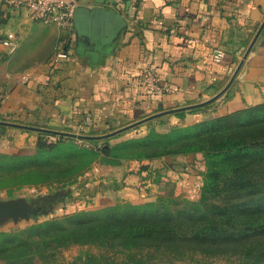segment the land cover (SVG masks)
Here are the masks:
<instances>
[{
  "label": "crops",
  "instance_id": "0c3cea01",
  "mask_svg": "<svg viewBox=\"0 0 264 264\" xmlns=\"http://www.w3.org/2000/svg\"><path fill=\"white\" fill-rule=\"evenodd\" d=\"M78 1L65 45L68 57L54 68L49 61L64 41L63 31L31 21L24 11L13 14L1 7L0 39L12 33L16 47L9 53L0 45V121L74 133L89 116L94 127L83 135L101 136L160 111L202 103L226 86L264 18V0ZM216 51L223 53L220 63L212 61ZM148 69L174 92L146 93L142 79ZM262 102L264 29L232 85L209 105L208 113L186 116L200 123L211 117L212 109L224 115ZM174 119L179 121L173 117L171 124ZM150 122L114 137H144ZM4 128L7 148L31 149L39 134ZM197 168L204 170L201 154L124 160L106 168L94 163L61 188L63 195L51 206L67 210L85 199L98 208L140 203L174 193V186L162 180L169 170L194 173ZM153 175L152 184L142 189V181Z\"/></svg>",
  "mask_w": 264,
  "mask_h": 264
},
{
  "label": "trees",
  "instance_id": "16d2710c",
  "mask_svg": "<svg viewBox=\"0 0 264 264\" xmlns=\"http://www.w3.org/2000/svg\"><path fill=\"white\" fill-rule=\"evenodd\" d=\"M239 114L234 120L215 119L164 134L150 131L116 145L105 140L98 149L65 145L76 139L58 136L56 143L39 144L35 153L1 154L0 192L8 194L50 183L64 188L90 169L98 154L109 166L201 154L204 171L197 202L157 199L87 209L26 230L0 232V254L24 260L89 246L264 264V104Z\"/></svg>",
  "mask_w": 264,
  "mask_h": 264
},
{
  "label": "rangeland",
  "instance_id": "374dc122",
  "mask_svg": "<svg viewBox=\"0 0 264 264\" xmlns=\"http://www.w3.org/2000/svg\"><path fill=\"white\" fill-rule=\"evenodd\" d=\"M262 104H264V102L256 106H259ZM209 105L202 107V108L193 109L190 111H185L180 116L170 114V115L162 116L160 118L152 120L147 128L148 133H150V131H155L156 133L164 134V133H168L169 131L175 128H180V127L186 128V127H190L195 124H198L194 122V118L191 121L188 120V117L186 115H193L196 113H202V114L208 113L207 111H209V109L212 108V106L209 107ZM218 107H216L215 109H217ZM252 107H255V106H252ZM252 107L232 111L224 115H219L220 109H218L217 111L212 109L210 112L211 117L204 120L203 122H209V121H212L215 119H221V118H230L234 120L236 119V117L240 115L239 114L240 112L243 113V111H247ZM173 117L174 118L176 117L177 119H179V121H176L174 119V123L171 124L170 119H173ZM186 119L189 121L187 122L188 126H184V123L186 124ZM5 131H6L5 128L0 129V155L3 153H12V152L31 154L37 151V148H38L37 146L39 144H43V143L47 144L45 137L38 135L34 143V146L31 149H16L12 147L7 148L3 144L5 140L4 138ZM136 138H142V137H135L132 139H136ZM105 140H109L108 142L110 144L116 145V144L122 143L123 141H127L129 139L121 140L120 136H118V137L109 138ZM105 140H102V141H105ZM102 141L85 142L82 140H75L74 144L70 142H65L64 144L69 145V146H77L80 148H86V149H98L101 146ZM95 163H98L101 167L106 168L108 165V160L104 158L101 154H98L95 160ZM180 171L187 172L186 170H180ZM196 171L197 170H195V172ZM190 175H192L191 171H190ZM154 179L155 177L153 175L151 177L152 182ZM145 182H148V180L146 179L142 181V184H144ZM63 185H64L63 183H59V184L50 183V184L41 185L38 187H30L31 189L30 188L25 189L26 190L25 192L20 191V190L14 191L11 194H8L7 192L3 191V192H0V200L4 202L11 201V200L16 201L21 198V199H24L28 203L30 200L35 201L38 198L52 196L53 194L57 193ZM181 193H183L182 190L181 191L176 190V193H172V192L167 193V194L165 193L162 196L144 200V201H141L140 203L154 202L157 199L175 200L177 203H179V205H184L187 202L188 203L197 202V199H189L185 194H181ZM119 203L121 202L113 203L110 206L117 205ZM89 206L90 205L88 204L86 205L79 204L74 207H68L67 210L63 208L62 211L58 210L57 209L58 207L56 206L54 207L51 206L48 210H43V212L41 211L40 214L38 213L41 210V208L38 205L36 207L33 206V209H34L33 211L35 210L37 211L36 216L33 217L31 215L29 216V219L19 220L17 222H13L10 219H8L10 221H7L6 223L4 224L2 223V225H0V232L26 230L31 226L50 221L52 219H59L66 215L81 212V211L91 209V208L98 209V207H89ZM110 206L109 205L102 206V208L103 207L107 208ZM0 264H240V260L237 257L204 258L201 256H193L187 259H175V258L173 259V257H169L164 254L162 255L155 254L154 251L129 253V252H118L117 250L98 249V248L89 247V246H76V247H72L66 250L64 249L56 250L50 253L49 255H44L42 258L40 256H31L29 258H25L24 260L22 259H18V260L9 259L8 260V258H4V254H0Z\"/></svg>",
  "mask_w": 264,
  "mask_h": 264
},
{
  "label": "built area",
  "instance_id": "2783aa9c",
  "mask_svg": "<svg viewBox=\"0 0 264 264\" xmlns=\"http://www.w3.org/2000/svg\"><path fill=\"white\" fill-rule=\"evenodd\" d=\"M1 7L8 9L13 14L24 11L28 19L33 22L61 29L64 34V41L50 59L49 66L51 68L58 67L67 59L68 54L65 50V45L73 30L74 13L79 7L78 0H0V9ZM0 45L9 53H12L16 47L14 35L12 33L4 34L0 39ZM222 57L223 53L221 51H216L212 55V61L214 63H220ZM22 80L27 82L29 77L25 76ZM142 85L145 92L148 94L174 92V90L170 89L168 86L162 85L161 80L157 77L153 69L145 71ZM92 127H94L93 119L87 116L76 125L74 133L83 135L87 129H91ZM56 141H58V136L49 135L46 138L47 144L55 143ZM203 171L204 170H198L197 174L192 173V175H190V171L177 172L171 169L163 175L164 177H162V179L163 181L165 180V183L174 186V193H176V190H182L183 193L181 194H185L189 199H198L203 184ZM190 176L193 177V180ZM151 182V180H148V182L141 185V188L146 190L150 184H152ZM87 201L88 199L80 201L78 205H86Z\"/></svg>",
  "mask_w": 264,
  "mask_h": 264
},
{
  "label": "water",
  "instance_id": "95a60500",
  "mask_svg": "<svg viewBox=\"0 0 264 264\" xmlns=\"http://www.w3.org/2000/svg\"><path fill=\"white\" fill-rule=\"evenodd\" d=\"M77 11H78V8L75 10L73 22L75 21ZM263 29H264V18H263L261 24L259 25L258 29L256 30V32H255L252 40L250 41L242 59L239 61L235 71L233 72V74H232L230 80L228 81V83L226 84V86L217 95H215L211 99L204 101L202 103H198V104H194V105H190V106H186V107H181V108H176V109H172V110L160 111L154 115H151L147 118L142 119L141 121H138L136 123H133L131 125H128L126 127H123L121 129H118L116 131H113L111 133L101 135V136L81 135V134H75V133L53 131V130H48V129H44V128L30 127L27 125H22V124L12 123V122H6V121H0V126L16 128V129H21V130H26V131H34V132H38V133H45V134L53 135V136L68 137V138H72V139H76V140H82V141H102V140L114 137L116 135H119L121 133H124V132H126L130 129H133V128H135L141 124H144L146 122L160 118L162 116H166V115H170V114H176L178 112H185V111H190L193 109L205 107V106L215 102L218 98H220L229 89V87L232 85L234 79L236 78L239 71L241 70L245 60L247 59L252 47L256 43V41H257L258 37L260 36ZM118 30L119 29H117L116 33L111 36L112 39H114L117 36ZM103 41H104V39H103ZM62 195H63L62 193L57 192V193L53 194L52 196L38 198L35 201L31 200L30 203H27L24 199H18L16 201L11 200V201H5V202L0 200V225H2V223L4 224L5 222L10 221V220L13 222H17L19 220L29 219V216H31V215L36 216L37 211L36 210L33 211L34 205L39 206V205H43L46 203H52V202H54V200L60 198ZM50 207H51V205L49 206V208ZM8 219H10V220H8Z\"/></svg>",
  "mask_w": 264,
  "mask_h": 264
},
{
  "label": "flooded vegetation",
  "instance_id": "af4514ba",
  "mask_svg": "<svg viewBox=\"0 0 264 264\" xmlns=\"http://www.w3.org/2000/svg\"><path fill=\"white\" fill-rule=\"evenodd\" d=\"M48 204H50V203H46V204L40 205L39 207L41 208V210L39 211L38 214H40V212L43 211L48 206Z\"/></svg>",
  "mask_w": 264,
  "mask_h": 264
}]
</instances>
